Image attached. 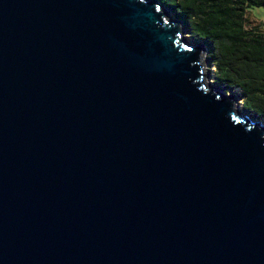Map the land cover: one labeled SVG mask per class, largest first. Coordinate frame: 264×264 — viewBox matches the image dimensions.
I'll return each mask as SVG.
<instances>
[{
	"label": "water",
	"instance_id": "water-1",
	"mask_svg": "<svg viewBox=\"0 0 264 264\" xmlns=\"http://www.w3.org/2000/svg\"><path fill=\"white\" fill-rule=\"evenodd\" d=\"M183 27L0 0V264H264V121Z\"/></svg>",
	"mask_w": 264,
	"mask_h": 264
},
{
	"label": "trees",
	"instance_id": "trees-1",
	"mask_svg": "<svg viewBox=\"0 0 264 264\" xmlns=\"http://www.w3.org/2000/svg\"><path fill=\"white\" fill-rule=\"evenodd\" d=\"M159 1L205 46L214 84L238 90L242 112L264 119V31L248 20L252 9H264V0Z\"/></svg>",
	"mask_w": 264,
	"mask_h": 264
},
{
	"label": "rangeland",
	"instance_id": "rangeland-1",
	"mask_svg": "<svg viewBox=\"0 0 264 264\" xmlns=\"http://www.w3.org/2000/svg\"><path fill=\"white\" fill-rule=\"evenodd\" d=\"M250 12L251 13L248 14L249 24L251 26H259L260 25V26H262L263 31H264V9L255 8V9H252ZM170 14L173 17V14L171 12H170ZM183 28L185 30V32H184L185 35H186L185 38H187L192 43H196V44L197 43H200V42L193 41L192 37L186 32L185 26ZM204 52L207 55L206 50ZM205 62H206V66H207V76H208V79H209L208 83L210 82V83L213 84L214 83V80L213 79H214V71H215V69L212 68V67H209L208 62H207V59L205 60ZM231 93H234V95H236V97L238 99L237 100V110H239V111L242 112V102H241V99H240V92L238 90H236V91L230 92L228 94H231ZM243 114H245V113H243ZM262 121H264V119H262Z\"/></svg>",
	"mask_w": 264,
	"mask_h": 264
}]
</instances>
